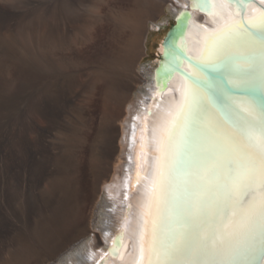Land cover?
<instances>
[{"label": "bare ground", "instance_id": "6f19581e", "mask_svg": "<svg viewBox=\"0 0 264 264\" xmlns=\"http://www.w3.org/2000/svg\"><path fill=\"white\" fill-rule=\"evenodd\" d=\"M168 4L185 25L140 72ZM201 66L264 89L258 4L0 0V264H233L264 231V119Z\"/></svg>", "mask_w": 264, "mask_h": 264}, {"label": "water", "instance_id": "95a60500", "mask_svg": "<svg viewBox=\"0 0 264 264\" xmlns=\"http://www.w3.org/2000/svg\"><path fill=\"white\" fill-rule=\"evenodd\" d=\"M248 2V0H243ZM254 3L258 4L260 8L264 11V5L261 4L260 0H252ZM185 25V22H181L179 26V21L176 19V26L172 27L163 43L165 46H171L172 39L175 38L180 32H182V27ZM162 61L163 58L161 57ZM160 68V66H159ZM201 69L205 75L211 79L210 81L218 83L223 94L218 95V100L221 104H226L231 107L230 102L227 100V96L230 97H243L249 99L260 112L264 119V89L258 83H249L238 86L231 85L226 76L218 71H212L208 67L201 66ZM187 77L189 75L184 73ZM192 80V79H191ZM198 82V80H195ZM203 85V83L201 82ZM207 89H210L209 86H206ZM211 91V90H210ZM233 264H264V231L258 235L252 245L249 246L239 257H237Z\"/></svg>", "mask_w": 264, "mask_h": 264}, {"label": "rangeland", "instance_id": "374dc122", "mask_svg": "<svg viewBox=\"0 0 264 264\" xmlns=\"http://www.w3.org/2000/svg\"><path fill=\"white\" fill-rule=\"evenodd\" d=\"M170 7H172V6L170 4H168L166 6V8L164 9V14L161 15V17H159V19L156 22H150L149 23V34H148V39L146 41L147 51H146V55L144 56L142 62L140 63V66H139L140 72H144L146 69H149V70L152 69L153 67L156 66L158 59H160V49L159 48L161 46V43L164 40L167 32L172 28V26L175 23V21H174L175 19L173 18L172 13H171V11H173V10H171ZM104 24H105L104 29L106 32H108L110 25L107 24V22H105ZM159 26L161 27V30L158 29ZM103 87L104 86H102L100 88V90ZM144 87L145 86L139 87V89L135 92L134 97L136 99L143 92ZM101 93H102V91H101ZM127 111H128V108H127ZM100 113H101V111H100ZM87 156H88V154H87ZM88 159L89 158L87 157V161H88ZM103 187H105V186H103ZM103 195L104 194L102 193V196ZM71 230H73V227L68 226L67 231L71 232ZM92 230L96 232L98 230L97 225L93 226ZM93 235H94L93 233L90 234L84 240V242L90 241L92 239ZM38 256L39 255H37V253H31V254H28V256L26 258L30 260V262H31L30 264H35L40 260L38 258ZM66 256H68V255H65V257ZM46 263L51 264V263H53V261L49 260V261L44 262V264H46Z\"/></svg>", "mask_w": 264, "mask_h": 264}]
</instances>
